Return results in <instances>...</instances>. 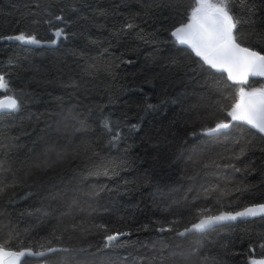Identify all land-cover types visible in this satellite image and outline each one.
Instances as JSON below:
<instances>
[{"label":"trees","instance_id":"obj_1","mask_svg":"<svg viewBox=\"0 0 264 264\" xmlns=\"http://www.w3.org/2000/svg\"><path fill=\"white\" fill-rule=\"evenodd\" d=\"M194 4L0 0V35L66 33L56 45L0 40L6 94L22 98L18 110L0 112V180L8 185L0 193V240L15 237L10 250L20 241L40 250L56 229L60 245L74 250L26 256L21 264H252L264 256V216L183 237L158 231L175 219L176 231L191 226L187 218L197 209L218 214L264 201V134L245 124L200 132L230 119L239 85L171 36ZM233 4L244 46L264 47V0ZM58 15L66 23H46ZM262 84L264 77H249L246 87ZM105 117L121 137L114 145ZM209 159L233 167L198 166ZM97 224L131 235L106 249Z\"/></svg>","mask_w":264,"mask_h":264},{"label":"snow or ice","instance_id":"obj_2","mask_svg":"<svg viewBox=\"0 0 264 264\" xmlns=\"http://www.w3.org/2000/svg\"><path fill=\"white\" fill-rule=\"evenodd\" d=\"M185 16L186 23H180L174 26L171 36L180 45H185L199 57L203 66L214 69L221 73H227V81L233 85H239L235 93L233 102L228 107L226 115L229 120H221L216 122L214 126L204 125L200 128V132L205 135L221 133L227 129L233 128L234 124L249 125L258 133L264 134V84L260 87H246L249 83V77H264V47L244 46L246 41L237 35L238 26L242 24L241 19L236 15L233 0H195V4L191 6ZM139 15V13L137 14ZM55 21H64L63 15L54 16L46 23L51 26ZM36 22V21H34ZM126 28H133V23L125 25ZM54 38L42 39L38 38L32 32L21 31L19 34L2 36L0 40H14L23 45H56L58 40L66 37L63 28H56L52 33ZM144 39L143 36L140 37ZM107 51V49H105ZM14 61L10 60L9 63ZM6 73L0 72V93H4V98L0 99V112L16 111L20 108L22 98L13 95H7L10 92V80ZM78 87V85H76ZM227 99V98H225ZM156 106L147 105V109H154ZM223 110V108H222ZM102 127L109 132H113V123L105 117L102 121ZM132 129H136L138 125H132ZM192 136H196L197 132L193 131ZM121 139L119 132H113L110 143L113 145ZM81 151H92L90 146H84ZM244 149H241L243 154ZM92 155H98L92 151ZM238 159L239 157H235ZM219 159H224L219 157ZM198 166L202 168L221 166L233 167L230 164L220 165L216 159H209L208 163L200 162ZM4 171L3 162L0 161V174ZM8 185L0 180V193L5 191ZM76 201H73L75 204ZM213 209L201 208L197 209L192 216H189L191 226L184 227L182 231H176L175 226L180 224V219L169 221L164 227L158 229L159 232H174L176 236H186L188 233L196 231L203 232L205 229L213 225L220 224L225 221H235L238 218L264 216V203L253 204L243 207L238 211H219L218 214H212ZM155 223H160L156 221ZM73 229L79 228V225H72ZM96 233H104V248H113L119 245L121 238L131 235L117 229H110L105 224L93 225ZM145 228L148 226L145 225ZM67 231V229H64ZM81 231L89 232L88 229ZM15 237L10 236L7 240H0V264H21L22 258L26 256L45 257L48 254L66 253L71 255L74 250L60 245L61 235H57V230L49 234L43 242L38 243V249L33 250V242L29 241L25 245L24 241H20L16 246V250L12 248V241ZM264 247V245H262ZM80 252L86 251L80 249ZM252 264H264V258L252 260Z\"/></svg>","mask_w":264,"mask_h":264},{"label":"water","instance_id":"obj_3","mask_svg":"<svg viewBox=\"0 0 264 264\" xmlns=\"http://www.w3.org/2000/svg\"><path fill=\"white\" fill-rule=\"evenodd\" d=\"M226 75H227V73H226ZM5 95V94H4ZM4 95H1L0 96V99H3L4 98ZM7 95H10V94H7ZM6 111V110H5ZM260 203H264V201L263 202H260ZM258 204V203H257ZM249 206H251V205H249ZM239 210H241V209H239ZM245 218V217H244ZM246 218H251V217H246ZM190 227V226H189ZM62 246V245H61ZM63 247H66V246H63ZM68 248V247H67ZM40 250H42V249H40ZM262 258H264V256H262V257H259V258H257V259H255V260H259V259H262Z\"/></svg>","mask_w":264,"mask_h":264},{"label":"rangeland","instance_id":"obj_4","mask_svg":"<svg viewBox=\"0 0 264 264\" xmlns=\"http://www.w3.org/2000/svg\"><path fill=\"white\" fill-rule=\"evenodd\" d=\"M154 248H155L154 246H151V249H152V250H154ZM145 249H146V248H145ZM146 252H148V248H147ZM141 264H146V261L143 260Z\"/></svg>","mask_w":264,"mask_h":264}]
</instances>
